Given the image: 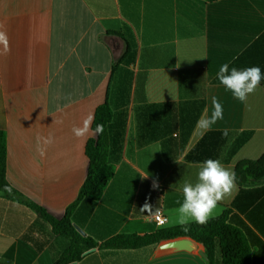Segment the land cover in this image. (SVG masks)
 Segmentation results:
<instances>
[{"label":"crops","instance_id":"crops-1","mask_svg":"<svg viewBox=\"0 0 264 264\" xmlns=\"http://www.w3.org/2000/svg\"><path fill=\"white\" fill-rule=\"evenodd\" d=\"M0 30L11 49L0 55L6 181L56 220L76 201L88 168L84 147L93 135L77 138L72 127L110 107L114 174L98 200L81 198L70 214L74 231L98 246L155 231L154 215L140 212L145 203L166 217L161 228L181 225L183 185L197 182L205 160L233 171L264 154V80L241 102L217 78L225 63L264 73V0H0ZM214 98L223 118L205 128ZM48 136L54 143L41 157L37 138ZM251 198L243 195L233 214L251 264H264V194ZM159 245L96 247L67 264H207L199 244L156 256ZM68 248L34 210L0 193V264H54Z\"/></svg>","mask_w":264,"mask_h":264},{"label":"trees","instance_id":"trees-1","mask_svg":"<svg viewBox=\"0 0 264 264\" xmlns=\"http://www.w3.org/2000/svg\"><path fill=\"white\" fill-rule=\"evenodd\" d=\"M111 119V110L105 102L96 107L91 129L97 124L104 125L103 134H97L88 139L84 153L88 159L85 179L79 189L76 201L66 208L60 220L54 219L46 211L25 199L6 181V138L0 131V193L7 199L18 201L35 211L46 221L54 233L69 240V248L54 264H67L79 259L82 252L94 249H135L149 245H159L161 242L180 238H188L203 247L207 264H251V252L243 231L234 219L233 209L243 195L251 194V202L264 194V185L259 186L264 178V154L257 160H242L235 164L237 195L232 203L224 207L218 217L210 218L206 224L190 222L187 225L158 227L152 233L143 236L117 235L99 246L89 238H81L70 224V214L75 204L81 198L98 200L106 185L114 174L113 167L107 160L106 127ZM258 186V187H255ZM11 188V192L6 188ZM249 193V194H248ZM187 228V231L185 230Z\"/></svg>","mask_w":264,"mask_h":264},{"label":"clouds","instance_id":"clouds-1","mask_svg":"<svg viewBox=\"0 0 264 264\" xmlns=\"http://www.w3.org/2000/svg\"><path fill=\"white\" fill-rule=\"evenodd\" d=\"M0 45L2 51L0 55H7L10 52V45L8 35L5 31L0 30ZM217 78L220 83L232 92L235 98L241 102H245L249 94L253 93L264 80V73L258 66L237 69L236 67H229V64H223L217 73ZM214 112L211 120L202 122V126L207 128L210 124L218 119L223 118V106L217 99H213ZM94 116L89 114L82 122V125H73L72 133L77 138L91 134H103L104 125L97 124L95 129H91ZM227 135V131L224 132ZM54 143L52 136L38 137L37 145L38 152L41 157L46 155L48 146ZM180 163V162H178ZM141 177L147 178L148 174ZM158 184H153V188H158ZM236 188V174L234 171L225 167L219 159L205 160L198 171L196 183H185L183 185V202L180 203L178 209L180 213L179 224L187 225L190 222L198 224H206L212 217V213L216 208L218 202H221L226 196L231 195ZM11 192V188H6ZM179 203V202H178ZM147 211L150 215L158 216L160 209L157 208L155 212L152 211L150 204L145 203L140 209V212ZM187 231V228H185Z\"/></svg>","mask_w":264,"mask_h":264},{"label":"water","instance_id":"water-1","mask_svg":"<svg viewBox=\"0 0 264 264\" xmlns=\"http://www.w3.org/2000/svg\"><path fill=\"white\" fill-rule=\"evenodd\" d=\"M78 232L80 231L78 230ZM91 250L93 249H90L89 251ZM196 250H198L197 243H195L194 241L188 238H180V239L170 240V241L160 244L157 247L156 256H163L166 254H171V253H176V252H181V251L193 252ZM198 253L206 261L207 258L204 252L202 250H198Z\"/></svg>","mask_w":264,"mask_h":264},{"label":"built area","instance_id":"built-area-1","mask_svg":"<svg viewBox=\"0 0 264 264\" xmlns=\"http://www.w3.org/2000/svg\"><path fill=\"white\" fill-rule=\"evenodd\" d=\"M154 224L156 227H162L163 225L166 224V217L162 215V213L160 212L158 216H153L152 218Z\"/></svg>","mask_w":264,"mask_h":264},{"label":"rangeland","instance_id":"rangeland-1","mask_svg":"<svg viewBox=\"0 0 264 264\" xmlns=\"http://www.w3.org/2000/svg\"><path fill=\"white\" fill-rule=\"evenodd\" d=\"M201 249V248H200Z\"/></svg>","mask_w":264,"mask_h":264}]
</instances>
